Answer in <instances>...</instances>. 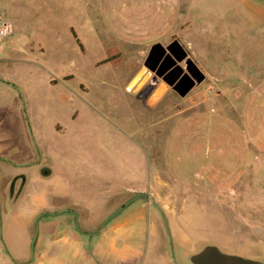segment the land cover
<instances>
[{
  "label": "rangeland",
  "instance_id": "rangeland-1",
  "mask_svg": "<svg viewBox=\"0 0 264 264\" xmlns=\"http://www.w3.org/2000/svg\"><path fill=\"white\" fill-rule=\"evenodd\" d=\"M172 2L0 0L13 24L0 39V148L74 170L89 196L117 193L110 225L124 218L143 248L161 232L177 264L207 243L264 261V13L248 0ZM174 38L205 79L185 96L165 81L143 92L148 71L129 90L150 46ZM52 75L66 84L48 85ZM7 193L0 264H38L21 230L27 209Z\"/></svg>",
  "mask_w": 264,
  "mask_h": 264
},
{
  "label": "crops",
  "instance_id": "crops-1",
  "mask_svg": "<svg viewBox=\"0 0 264 264\" xmlns=\"http://www.w3.org/2000/svg\"><path fill=\"white\" fill-rule=\"evenodd\" d=\"M178 2L180 0H173V6ZM248 3L264 13V0H248ZM66 78L52 75L47 78V84H66ZM39 86L34 84L30 94L36 96ZM65 91L61 93L64 99ZM30 104V110L34 111V103ZM32 118L34 135L41 140L43 131L39 118L36 115ZM55 127L56 132L61 129L59 123ZM44 166L48 168L43 169ZM74 174L72 169L56 170L46 155L37 160L33 148L10 155L0 148V191L7 193L11 179L19 175L15 182L17 189L23 179L21 175L25 176L17 201L27 209L21 222L26 254L32 251L38 264H175L161 232H147L146 246L140 247L142 233L125 230L121 225L126 222L124 218H119L117 226L110 225V208L124 206L115 198L117 193L111 202L94 194L89 196L86 190L90 188H82V193L74 182ZM101 174L103 176V172ZM128 190L142 191L143 188L140 185ZM99 223L101 229H95ZM11 226L8 221V228Z\"/></svg>",
  "mask_w": 264,
  "mask_h": 264
},
{
  "label": "water",
  "instance_id": "water-1",
  "mask_svg": "<svg viewBox=\"0 0 264 264\" xmlns=\"http://www.w3.org/2000/svg\"><path fill=\"white\" fill-rule=\"evenodd\" d=\"M143 65L149 73H155L145 88L147 92L153 88L158 77H162L165 83L171 86L180 96H185L195 85L201 83L206 76L177 38L171 40L167 45L159 41L153 43L147 52ZM18 177L20 176L15 175L10 181L8 201L11 204L16 202L24 183L25 176L21 175L23 179L19 187L15 189V182ZM152 203L158 207L155 202ZM168 235L171 240L169 229ZM172 259L177 264L173 255ZM187 260L191 264H264V261L261 260L224 252L218 246L209 243L195 252L188 253Z\"/></svg>",
  "mask_w": 264,
  "mask_h": 264
},
{
  "label": "built area",
  "instance_id": "built-area-1",
  "mask_svg": "<svg viewBox=\"0 0 264 264\" xmlns=\"http://www.w3.org/2000/svg\"><path fill=\"white\" fill-rule=\"evenodd\" d=\"M12 32H13L12 22L9 19L5 18L0 13V39L10 35Z\"/></svg>",
  "mask_w": 264,
  "mask_h": 264
},
{
  "label": "bare ground",
  "instance_id": "bare-ground-1",
  "mask_svg": "<svg viewBox=\"0 0 264 264\" xmlns=\"http://www.w3.org/2000/svg\"><path fill=\"white\" fill-rule=\"evenodd\" d=\"M145 69H141L136 75L135 77L132 79L131 83H130V86L128 87V89L130 90L131 89V85L132 86H135L136 83L138 82V80L140 79L141 75L145 73L144 71ZM163 91V88H161L160 90H157L154 94V97H159L161 95Z\"/></svg>",
  "mask_w": 264,
  "mask_h": 264
},
{
  "label": "flooded vegetation",
  "instance_id": "flooded-vegetation-1",
  "mask_svg": "<svg viewBox=\"0 0 264 264\" xmlns=\"http://www.w3.org/2000/svg\"><path fill=\"white\" fill-rule=\"evenodd\" d=\"M146 72H148L147 69H146L145 73H146ZM154 75H155L154 72L149 73V75H148V80H147V82H146L145 85H144V90H143V92H147V91H145V88H146L147 84L151 81V79L153 78ZM163 81H164V80L162 79V77H158V79L156 80V82H155L153 88H154V87L156 88V87H157L161 82H163ZM47 168H48L47 166H44V167H43V169H47Z\"/></svg>",
  "mask_w": 264,
  "mask_h": 264
}]
</instances>
